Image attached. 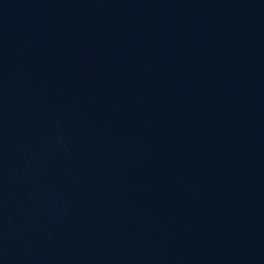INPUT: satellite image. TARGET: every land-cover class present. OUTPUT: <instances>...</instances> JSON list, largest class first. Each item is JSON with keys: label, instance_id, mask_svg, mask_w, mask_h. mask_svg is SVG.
Segmentation results:
<instances>
[{"label": "water", "instance_id": "obj_1", "mask_svg": "<svg viewBox=\"0 0 264 264\" xmlns=\"http://www.w3.org/2000/svg\"><path fill=\"white\" fill-rule=\"evenodd\" d=\"M0 264H264V0H0Z\"/></svg>", "mask_w": 264, "mask_h": 264}]
</instances>
